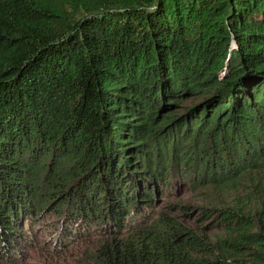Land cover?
I'll list each match as a JSON object with an SVG mask.
<instances>
[{
  "label": "trees",
  "instance_id": "trees-1",
  "mask_svg": "<svg viewBox=\"0 0 264 264\" xmlns=\"http://www.w3.org/2000/svg\"><path fill=\"white\" fill-rule=\"evenodd\" d=\"M251 173L264 174V0H0L1 260L50 233L58 250L98 240L90 264H207L159 195Z\"/></svg>",
  "mask_w": 264,
  "mask_h": 264
},
{
  "label": "rangeland",
  "instance_id": "rangeland-1",
  "mask_svg": "<svg viewBox=\"0 0 264 264\" xmlns=\"http://www.w3.org/2000/svg\"><path fill=\"white\" fill-rule=\"evenodd\" d=\"M227 64L225 62L220 77L225 76ZM200 101L188 100L184 106L191 107ZM174 185L169 188V192L172 189L173 192L159 195L154 210L166 214L176 223L175 227L184 234L182 240L188 234L206 243L193 257L204 259L207 264H257L254 251L262 253L264 246L249 247L244 244L246 242L231 236L219 220L226 216L221 213L224 210L246 216L247 229L251 234L260 235L258 240L264 244V174H245L235 185H220L219 188L184 186L178 189V183L174 182ZM169 205L174 207L169 208ZM169 233L176 232L171 230ZM37 238L39 246L19 250L15 259H0V264H90L88 254L98 243L96 239H86L69 250H58L53 247L54 237L50 233Z\"/></svg>",
  "mask_w": 264,
  "mask_h": 264
}]
</instances>
